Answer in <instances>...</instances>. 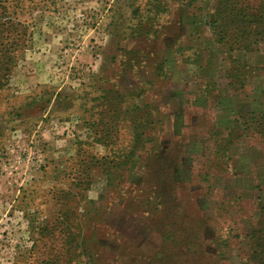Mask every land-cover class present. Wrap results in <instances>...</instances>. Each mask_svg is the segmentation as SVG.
<instances>
[{
    "label": "rangeland",
    "instance_id": "1",
    "mask_svg": "<svg viewBox=\"0 0 264 264\" xmlns=\"http://www.w3.org/2000/svg\"><path fill=\"white\" fill-rule=\"evenodd\" d=\"M18 2L33 38L1 94L0 264H87L66 252L73 211L94 218L86 231L98 264L130 261L135 250L136 262L175 264L190 247L202 255L195 264H249L264 140L239 130L227 156L221 148L235 119L248 127L252 112L240 106L264 105V43L245 53L232 39L216 41L210 18L218 0ZM250 6L262 9L264 0ZM100 91L108 110L93 100L82 105V95ZM110 110L123 111L122 120ZM165 177L179 195L166 204L172 218L186 220L175 230L187 232L171 229L184 242L161 248L154 219L141 216L144 201L121 199L119 183L147 195Z\"/></svg>",
    "mask_w": 264,
    "mask_h": 264
},
{
    "label": "trees",
    "instance_id": "2",
    "mask_svg": "<svg viewBox=\"0 0 264 264\" xmlns=\"http://www.w3.org/2000/svg\"><path fill=\"white\" fill-rule=\"evenodd\" d=\"M18 1L19 0H0V103L2 101V92L10 87L12 75L33 38V33L29 29L28 24L20 18V13L18 12V10H22V8L25 9L26 7L23 4H20ZM217 4L221 7L218 13L214 11L210 18V22L214 24V33L217 31V29H219L218 32H216V41L230 43L229 41L232 39V43L236 44V48L238 50H241L245 53H253L254 51H258V49L253 46H258V42L264 43V6L262 9H254L250 6V0H244L242 2L237 1L235 3H230L228 0H218ZM28 8H30V5H28ZM88 86L91 87L94 85L89 84ZM104 93L105 92L102 93V91H100V93L93 98L82 95L81 98L86 97L82 105H88V103L93 100L98 101L96 106L102 105L100 109L101 111L108 110L107 107L109 106V102H107V94ZM260 102L262 104V109L256 108L252 110V113L249 114L250 120H244L245 123L248 122V127L242 129V120L241 118H237L234 121L235 124L232 127L227 128L230 131L226 137H223L226 147L223 146L221 148L222 154L225 156L228 155L227 147L233 142L232 140H234L235 135L236 137L240 136V133L238 132L239 130L250 129L261 140H264V105L262 100ZM25 109L26 104L17 108L15 113L16 116L21 115ZM130 112V109H126L124 114ZM122 113L123 111H118L117 115H115V113L110 110L107 115L111 114V118L117 116L118 120L121 121L123 117L121 118L120 114ZM94 114L95 113H93V116ZM1 116L2 115H0V118ZM241 117L243 118V116ZM103 119H105V117ZM84 121L86 123L90 122L88 119H85ZM99 121L101 122V119ZM143 133L144 132H141L140 134L136 133L138 135L137 138H142ZM229 158L230 156L228 159ZM163 179H165V181L163 182L158 193H149L147 195H145V188L141 190V185H134L133 191L131 190V186L119 183L123 193L120 195L121 199H124V195L127 196L134 194L137 200L144 201V203H140V205L146 209L145 211H147V213L142 214L141 216L147 217L146 219H154V222L152 223L154 224V227H157V229L155 228L156 231L160 233L161 248L166 247L167 244H177L178 242H184V237L174 234L171 232V229L177 232L175 230L176 227L178 231H182L184 230V227L181 224L186 222L185 218L181 215L180 219L175 220L172 218L173 210L168 209L166 204L174 200H179V195L173 190L176 188V185L172 182V180H170L169 177H165ZM165 183H167V185ZM166 196L167 198H165ZM258 200H261L258 204V206H260L258 210L260 217L256 225H254L257 227V229L253 233L250 232V237L248 238L247 262L249 264H264V193L258 196ZM150 210L155 212L153 213ZM67 219L74 228L69 232L71 244L68 246V248H66V252L71 256V260L73 258H77L78 260V257L85 256L89 259L87 264H98L97 257L100 256L101 253L93 244L96 239H93L92 236H89L86 231L90 221L94 220V218L92 217V219H87L85 218L84 213L73 211L69 216H67ZM189 224L190 222L188 223V226ZM193 225L195 226V224ZM186 229L189 230L190 227H186ZM186 232L187 231L183 233H177L180 235H185ZM194 237L200 238V235L195 233V235L190 239V242L194 241ZM135 252L136 250L129 254L133 257L132 260H122L116 264H153V260L151 259L140 263L136 262L138 260L136 255L138 254ZM121 254L124 257V253L121 252L120 255ZM179 254L183 255L176 259L177 261L175 264L201 263L202 255L199 249H193L190 247V249L184 250L183 253H176V256H179ZM120 255L117 257L118 260ZM162 255L163 251L160 250L155 258L159 259L162 257ZM164 261H166L165 258L160 260V262ZM157 262L158 261H156L155 264ZM63 264L74 263L72 261H68Z\"/></svg>",
    "mask_w": 264,
    "mask_h": 264
},
{
    "label": "crops",
    "instance_id": "3",
    "mask_svg": "<svg viewBox=\"0 0 264 264\" xmlns=\"http://www.w3.org/2000/svg\"><path fill=\"white\" fill-rule=\"evenodd\" d=\"M230 95H231L230 98H235L234 95H232V94H230ZM239 98H240V97H239ZM225 103H226V101H224V104H225ZM241 104H242V102L239 103V105H241ZM254 109H256V108H253V109H252V108H249V107L247 108L246 106H244V104H242V105L240 106L239 111H240V112H242V111H246V110H247V111H252V110H254ZM231 122H233L232 119H231L230 121H225V120H223V122L220 121V123H222V124H229V123H231Z\"/></svg>",
    "mask_w": 264,
    "mask_h": 264
}]
</instances>
